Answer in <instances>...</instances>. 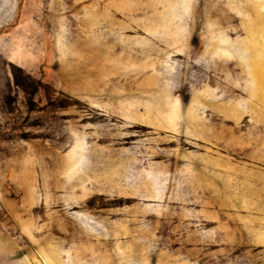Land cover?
Instances as JSON below:
<instances>
[{
    "label": "rangeland",
    "instance_id": "374dc122",
    "mask_svg": "<svg viewBox=\"0 0 264 264\" xmlns=\"http://www.w3.org/2000/svg\"><path fill=\"white\" fill-rule=\"evenodd\" d=\"M0 264H264V0H0Z\"/></svg>",
    "mask_w": 264,
    "mask_h": 264
}]
</instances>
